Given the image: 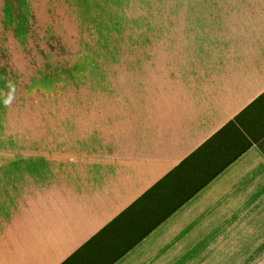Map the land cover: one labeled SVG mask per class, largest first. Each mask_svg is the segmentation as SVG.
<instances>
[{"label": "crops", "instance_id": "1", "mask_svg": "<svg viewBox=\"0 0 264 264\" xmlns=\"http://www.w3.org/2000/svg\"><path fill=\"white\" fill-rule=\"evenodd\" d=\"M190 2L2 134L0 264H264V0Z\"/></svg>", "mask_w": 264, "mask_h": 264}, {"label": "rangeland", "instance_id": "2", "mask_svg": "<svg viewBox=\"0 0 264 264\" xmlns=\"http://www.w3.org/2000/svg\"><path fill=\"white\" fill-rule=\"evenodd\" d=\"M165 5L191 11L195 4L190 0H0V57L24 59L16 63L21 65L18 70L5 68L0 98L3 90L18 84L26 93L20 109H0V148L2 134L18 132L19 121L27 119L29 124L38 116H50V102L66 96L67 84L79 76L84 61L93 68L102 55L145 52L146 39L157 41V28L169 21L162 13ZM148 22L156 23L152 35L146 29ZM137 34L143 46L130 44Z\"/></svg>", "mask_w": 264, "mask_h": 264}, {"label": "trees", "instance_id": "3", "mask_svg": "<svg viewBox=\"0 0 264 264\" xmlns=\"http://www.w3.org/2000/svg\"><path fill=\"white\" fill-rule=\"evenodd\" d=\"M198 188H195V189H193L191 192H189L183 199H182V201H184L185 199H187L188 197H190L196 190H197ZM107 229V227L106 228H104L100 233H98L96 236H94L92 239H90L85 245H84V247L83 248H85V247H87L89 244H91L95 239H97V237L103 232V231H105ZM149 230V229H148ZM148 230H146V231H143L142 233H140L137 237H136V239L134 240V242L135 241H137V240H139L145 233H147L148 232ZM132 246V243H129V244H125V246L121 249V250H119V251H116V252H114V251H111L110 253H112L111 254V256H114V258L113 259H115V258H117V257H119L123 252H125L128 248H130ZM82 248V249H83ZM82 249H80V250H78L76 253H74L71 257H69L66 261H64L62 264H68V263H70L71 262V260L75 257V256H77L78 254H79V252H81V250Z\"/></svg>", "mask_w": 264, "mask_h": 264}]
</instances>
